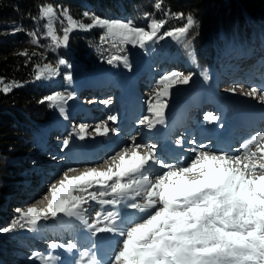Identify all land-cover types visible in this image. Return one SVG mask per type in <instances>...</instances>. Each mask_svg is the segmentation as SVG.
I'll return each mask as SVG.
<instances>
[{
	"label": "snow or ice",
	"instance_id": "1",
	"mask_svg": "<svg viewBox=\"0 0 264 264\" xmlns=\"http://www.w3.org/2000/svg\"><path fill=\"white\" fill-rule=\"evenodd\" d=\"M154 7L159 11L162 5L156 3ZM150 15L144 13V18L148 19ZM164 15H173L186 22L161 32L167 23L164 19H151L145 28L136 26L131 19L106 18L89 12L83 13V18L90 20V23H85L84 19L74 18L69 9H59L58 13L57 8L50 4L39 9V19L46 21L43 25L44 38L50 39L52 46L67 47L72 33L99 28L102 30L100 45L110 43L112 48L118 49L106 62L109 65L122 62L126 67H130L128 57L119 53L127 45L147 49L151 44L171 38L182 43L186 50L191 48L192 39L189 35L198 26L196 18L185 13L165 12ZM32 19L36 21L37 17ZM55 22L61 25L62 35L57 33ZM20 30L21 26H16L12 34ZM26 34L33 37V45L39 46V38L34 31ZM19 55L28 57L25 65L31 60L27 50ZM58 64L66 65L67 62L60 59ZM67 66L72 67L70 64ZM33 71L36 73L35 80H42L55 78L59 69L51 63H45L42 67L40 64L34 65ZM202 75L206 81L209 79L206 72ZM192 76V73L184 75L176 71L160 76L157 84L163 85L162 90L156 93L154 101L152 98L146 101L151 117L143 116L139 124L149 130L165 124V109L168 105L163 98L169 96L174 85L189 84ZM64 79L70 83L72 72H67ZM0 85V92L4 94L24 86L16 80L5 83L3 78H0ZM237 88L243 90L242 85H236L227 91L234 95ZM245 95L264 102V92L256 87H251ZM75 98L74 92L56 91L45 96L41 103L47 101L49 107L58 109L67 119L66 106ZM102 103L110 104L111 101ZM204 119L214 122L219 117L208 112ZM107 120L115 122L117 117L111 115ZM88 127L80 124L78 132L74 129L63 140L62 148L69 146L73 135L84 140ZM94 131L98 136H107L109 132L116 133L117 129H110L105 121L103 125L97 124ZM131 140L129 147L132 150L129 152L126 147L109 157L112 164L104 170L90 167L80 175L71 177L68 172L75 169L65 170L63 178L50 185L51 199L46 208L38 210L27 207L18 210L19 215L11 227L0 231L7 233L17 227L36 231L41 222L50 217L56 220L64 217L69 221H78L93 236L106 233L122 238L110 264H264V174H256L257 170L264 172V146L260 144L264 141V131L256 133L241 145L247 149L255 143L257 152L246 150L233 155L212 151L207 145L192 140L189 143L195 146L187 151L194 155L177 157L175 162L161 157L156 151V144L137 143L134 136ZM177 144L182 147L183 138ZM141 148L147 151L141 153ZM97 187L99 191H89ZM90 201L96 202L101 208L91 221L86 215L88 208L85 207ZM125 203L131 209L143 213L138 221L126 227L118 210H106L107 206L116 209ZM49 246L69 251L78 248L77 243L72 241L66 244L51 241ZM30 258L38 259L40 264H51L52 261L50 255L44 256L38 252H33ZM74 264H101V261L94 251L84 248Z\"/></svg>",
	"mask_w": 264,
	"mask_h": 264
},
{
	"label": "trees",
	"instance_id": "2",
	"mask_svg": "<svg viewBox=\"0 0 264 264\" xmlns=\"http://www.w3.org/2000/svg\"><path fill=\"white\" fill-rule=\"evenodd\" d=\"M156 3L162 5L159 11L154 7ZM49 4L69 9L76 19H84L83 12L89 4L96 15L131 19L145 28L151 19H164L167 23L161 32L186 22L173 15L165 16V12L192 14L198 26L189 35L191 48L198 60L210 67L216 60H226L238 51L249 52L264 43V0H0V78L5 83L16 80L24 85L8 94L0 92V229L11 227L18 216L14 196L19 197L31 178L47 131L58 123L49 103H41L58 85L52 88L54 84L49 81L35 80L34 65L51 63L61 67L58 61L64 59L67 64L63 67L75 63L80 71H91L113 54L108 43L100 45L99 28L72 33L67 47L52 46L50 39L44 38L46 21L39 19L40 7ZM144 13L151 15L145 19ZM11 22L20 23L24 31L9 36L5 32ZM57 30L62 35L61 26ZM30 31L36 33L39 46L31 43L33 37L26 34ZM25 45L31 56L27 65L28 57L19 55ZM176 45L171 43L168 50L172 52ZM31 237L27 229L19 227L7 233L0 231L1 263L18 264L29 252Z\"/></svg>",
	"mask_w": 264,
	"mask_h": 264
},
{
	"label": "rangeland",
	"instance_id": "3",
	"mask_svg": "<svg viewBox=\"0 0 264 264\" xmlns=\"http://www.w3.org/2000/svg\"><path fill=\"white\" fill-rule=\"evenodd\" d=\"M57 12L59 13V9H57ZM106 18H114V17L106 16ZM60 19H63V17H60ZM6 26H7L6 27L7 30L5 33H7L9 36L17 35L20 32L24 31L23 26L18 22L7 23ZM16 26H21V30L17 31L16 34H12V29L15 28ZM54 26L60 27L61 25L58 22H55ZM138 27H142V26H138ZM171 43L177 44L172 52L168 50L171 47L169 46ZM181 44L182 43L174 41L171 38H165L162 41H158L154 44H151V46L147 49H141L139 46L127 45L125 46L124 51L120 52L119 54L126 55L128 57L130 67L124 66L122 62L109 65L106 62L107 61L106 60L102 63L100 67H97L92 71H85V70L80 71L81 68L77 67V65L73 63L71 68H68L67 66L63 67V65H61V67H58L59 72L58 74L55 75V78L43 79L44 81H49V83L54 84L52 88H55V86L60 84L58 89L52 91L51 93L56 91H60V92L71 91L76 94V98L72 101H69L66 106V112L68 117L67 119H65L64 116H62L59 113L58 109L52 107L56 115V118H58L59 120V123L54 130H61L62 135L65 136L63 138L64 140L65 138L69 137V133H72L74 129L76 132H78L80 124H86L89 126L88 133L86 136H90L92 140L89 141L88 138H85L84 140H80L78 136L73 135L70 139L69 146L66 149H63L62 135L60 137H57L56 139H51L46 137L41 145V151H40V156H38L37 165L35 166V168L31 170L30 177L32 179L29 178L28 179L29 184H27V188H29L30 180H33L35 186L41 184L42 186L40 187V189L42 188L41 194L45 192L44 193L45 196L43 195L45 198L37 199L36 197H33L32 200L37 199L38 201L36 200L33 202V205H30V203H26L27 201L30 200L29 199L30 196H27L28 200L25 199V195L23 196V198H21L22 194L24 193V189H22L20 198L14 196L15 201H17L18 203L12 201L14 202V204L16 203L15 207L18 208L17 210H25L27 207H36V209L39 210L47 207L48 202L51 199V195L49 192L50 185L52 183H58L59 179L63 178L64 172L59 178H56L54 176L55 173H57L60 170L58 166H60V164L62 163L64 165H73V164L79 166L82 165L79 164V162L82 161V158L86 156L85 152L84 153L82 152V155L80 157L73 158V160H70L69 158H67V156L65 157L66 154H71V152L72 154H74L75 152L77 153L76 151L77 145L82 147V149L83 148L85 149V148H90L92 145L95 146L97 145V143L100 145V143H102L101 141H103V143L106 144L110 142V139L98 137L94 131V128L97 124L103 125L105 121L104 120L100 121L99 119L100 116L99 117L96 116L92 118L91 115L89 116L88 113L92 112L91 114H93L95 111H100V112L103 111L104 113H106L108 117L111 115H115L117 117V120L115 122L112 121L113 122V124L111 123L112 125L119 124L123 119H125L124 117L127 114V118H128L127 120L131 124L129 127L130 129H132L134 126L139 125V120L147 112L146 101H148L149 98H152L154 101L156 93L162 90L163 85L157 84V81L160 78V76L172 71L181 72L184 75H188L189 73H192L193 76L189 84L174 85L170 89L169 96L163 98L167 101V105H168L167 108L165 109V117L171 122L175 114L177 115L182 114L181 110L183 109L185 110V113L188 114V111L191 110H188L187 108H191L193 105L194 106L198 105L201 100H208V101L210 100L214 104H221V101L222 102H225L226 100L228 101L229 99L227 95H225L226 96L225 97V96H220V94L226 92L227 89L229 88L239 85L236 83H241L240 82V80H242L241 78H255L264 74V72H261V74H257L260 71V69L264 66V55H262L261 57L243 60L241 62L239 60H234V59H231L233 61L228 62L227 60L230 58L229 57L226 60L221 59L222 62L215 61V63L210 67L198 60L192 48L186 50L184 47H182ZM108 46L113 51V54H115L118 51L117 48H112L110 43H108ZM27 49L30 48L27 47V45H25L23 48H21V51L23 52L24 50ZM237 64L239 66L236 67V70H234L232 74L228 72L229 68L230 69L235 68ZM255 64L256 67L252 68L254 75H252V77L250 76L243 77L245 71L248 72L250 67L255 66ZM242 67H245V69H243ZM69 71L72 72L73 74V79L70 83L64 79L65 74ZM204 72H206L209 77L207 81L203 78L202 73ZM60 73H61V79L59 80L60 83L58 84L54 80H57ZM219 80L221 82H219ZM230 81H234V82H232L229 86L227 84ZM257 81L261 84L260 85L258 83L259 88H264V82H261L259 79L253 80L251 81V83L253 84L254 82ZM136 83H137V87H136ZM140 85H143V88L145 89L147 88L148 90H150L149 93L143 90V88H141ZM242 86L244 90L245 85ZM92 91H94L95 94L93 95L89 94ZM100 91L103 92L98 93ZM236 93L241 94V88H237ZM91 96H94V98L95 97H99V98L94 99L91 98ZM106 96H108L107 101H111V103L108 105L102 103V101H106V99L102 100L100 98ZM128 98H130V101L125 102ZM252 102L256 103V105L260 103V101L256 99H253ZM231 103H233V105L229 103L228 106L231 109L228 111V113H226L225 116L215 114V112L217 111L214 108H210L209 112L219 117L220 121L218 124L225 125L227 123V120H229V118L231 117V116L229 117L231 112L233 113L234 111H236V109L233 110V107H231V106H235V103L234 102ZM94 105L95 106L103 105L104 108L102 107V109L93 110L92 107ZM194 106L193 109H195ZM209 107H212V104L210 103L206 104L204 109H207ZM249 108L251 110V108L253 107H249ZM83 109L84 110L86 109L85 112H83L84 111ZM223 110H226V108H224ZM194 112L199 113L198 110H195ZM206 113H208V110L201 111L199 113L200 115L198 116V118L201 120H205L204 116ZM261 113H263V111ZM249 117L251 120V116ZM207 122L208 121L205 120L204 122H202V124H207ZM216 122L217 121L210 122V125L213 126ZM107 123H109L108 120ZM260 125H263V127H261V129H263L264 120L261 122ZM251 131H253V128L249 130V132ZM118 136L120 137V139H124L123 141H125L126 139L125 134L123 135L119 134ZM146 140H148V138L141 139V141L143 142ZM78 141L83 143L79 144ZM154 141H156V139H154ZM263 143L264 141L260 142L261 146ZM235 145L236 144H234L232 147H235ZM251 146L253 145L251 144L249 148H251ZM255 147L257 148V146ZM114 148L117 150L119 147H112L111 148L112 152L116 151V150L113 151ZM104 149L105 148H102V150ZM219 149L221 150L224 149V146L223 145L219 146ZM144 150L147 149L142 148L141 153H143ZM248 150L249 149H247V151ZM229 153L235 155L236 151L234 150V152H231V150H229ZM89 154L91 156H95L94 152H92V149L90 150ZM96 155L98 156V154ZM104 159L105 158L101 159L102 162L106 160ZM93 160L97 161L96 159ZM93 160L89 161V163H92ZM111 162H108L107 164L105 163L102 164L104 167L107 168L109 165H111ZM93 167L99 169L97 165ZM83 168H90V167L84 166L81 169L73 168L75 169V171L73 172L71 171L69 173L72 174L78 170L83 171L82 170ZM258 171H259V175L264 174V172H261L260 170ZM71 174L69 175L70 177L72 176ZM92 190L99 191L100 189L97 187L94 189H90L89 191ZM90 204L96 205L97 203L90 201ZM94 208L95 206H91L90 207L91 211H94ZM100 210L98 209V211ZM106 210L107 211L118 210L119 212H122L123 213L122 218L125 217V219H123L124 224H126L127 226H130L131 223L138 221L143 215V213L139 212L138 210L133 209L132 211L130 207L126 206V203L118 205L116 209L107 206ZM9 211L10 210L7 208V212ZM17 215H19L18 211H17ZM24 229H27V231L30 232V235L32 236L31 237L32 245L30 244L31 247L29 249V252L23 255V257L20 259V262L18 264H40V261L38 259L33 260L30 258L33 252L41 253L44 256L50 255L52 257L51 264H74L75 260L79 256L80 251H83L84 248H88L91 251H94L99 258L101 253L99 247L104 246V243H107V242H103V235L105 236L106 233H98L97 235L98 238H95L85 227H82L81 224H78L74 221H69L67 218L64 217H62L60 220H56L50 217L48 220L41 222L39 228L36 231H31L27 227H25ZM107 237H108L107 239L109 240L115 238L116 244L118 242H121L122 240L121 237L112 234H108ZM51 241H55L59 244H66L67 242L72 241L77 243L78 248L76 250H71V251L65 248L52 249L49 246ZM119 247H120V243L117 247H115L112 250L111 253L113 254L115 250L116 251L119 250ZM112 254L111 255L108 254L109 259L110 257L113 258ZM109 259L107 258V255H104L102 256L100 261H102L103 264H110Z\"/></svg>",
	"mask_w": 264,
	"mask_h": 264
},
{
	"label": "bare ground",
	"instance_id": "4",
	"mask_svg": "<svg viewBox=\"0 0 264 264\" xmlns=\"http://www.w3.org/2000/svg\"><path fill=\"white\" fill-rule=\"evenodd\" d=\"M262 55H264V54H262ZM261 55V56H262ZM231 80V79H230ZM219 82H221L220 80H219ZM230 83H232V82H229L228 84H230ZM227 84V85H228ZM236 85V84H235ZM230 86V85H229ZM251 87H247V86H245V88H244V90H241V94H230L228 91H226V92H224V93H221L220 94V96H225V95H227V97H228V101L226 100L225 102H222L221 101V104H219L220 106H221V108H222V111H223V113H221V115L222 116H225L226 115V113H228V111L227 110H230L231 108H229V103L231 104V105H233V103H231V102H234L235 103V106H231V107H233V110L234 109H236V111H234L233 113L231 112V114L229 115V120H227V123L225 124V125H220V124H218L217 126H219V128L218 127H216L217 129H220V130H225L228 126H230V123L232 124V126H231V128L229 129L230 130V132H229V136L230 137H232V138H235L236 136H238V135H241V134H244V132L245 131H247L249 128H261V127H263V125H260L261 124V122L264 120V102H260L258 105H256V103H254V102H252V100L254 99H252V97H249V96H246L245 95V93H247L248 92V90L250 89ZM258 90H260L261 92H264V89H260V88H258V87H256ZM259 94V93H258ZM226 97V96H225ZM133 98V97H132ZM108 98H106V100H107ZM135 99V98H134ZM226 99V98H225ZM256 100H258V99H256ZM128 101H130V98H128L125 102H128ZM202 101V103H201V109H203L205 106H206V104H208L209 102L211 103V104H213L210 100H209V102H206V101H208V100H205V101H203V100H201ZM200 101V102H201ZM230 101V102H229ZM259 101V100H258ZM133 102V101H132ZM252 102V103H251ZM227 104V105H226ZM106 105V104H105ZM108 105V104H107ZM190 105V104H189ZM216 104H213V106H215ZM102 107L104 108V106L102 105V106H93L92 107V109L93 110H97V109H102ZM249 107H253V108H256V109H253V108H251V110H250V108ZM106 108V107H105ZM216 108V107H215ZM224 108H226V110H223ZM81 110V109H80ZM84 110V109H83ZM86 110V109H85ZM85 110L83 111V112H85ZM184 110V109H183ZM216 110V109H215ZM87 111H88V109H87ZM91 111V110H90ZM182 111V110H181ZM232 111V110H231ZM263 111V113H261ZM189 112V115L190 114H194V116H197V114H195L196 112H191V111H188ZM92 113V112H91ZM91 113H88L89 114V116L91 115V117L92 118H94V117H96V116H100L99 117V119H100V121H107L106 119H107V115H106V113H104L103 111H95L93 114H91ZM79 114V113H78ZM81 114V113H80ZM84 114V113H83ZM145 115H149V116H151V114L150 113H148V111L145 113ZM145 115H143V116H145ZM182 115H183V113L182 114H179V115H177V114H175L174 115V121L173 122H171V124H173V125H171L169 122V120L166 118V120H165V124H163V125H157L154 129H151V130H148L147 129V127L146 126H142V125H137V126H135L134 127V129L136 130V131H140L141 132V138H145V137H148V136H151V140H153V139H156V143L158 142H161V141H169L170 140V138H171V136L176 132V130H177V126H178V124L180 123V122H182ZM189 115H188V117H189ZM249 116H251V120H250V117ZM261 117H263V118H261ZM143 118V117H142ZM128 119V118H127ZM139 120V119H138ZM225 120V119H224ZM232 122H231V121ZM93 121V120H92ZM258 122H260V123H258ZM225 123V122H224ZM104 124V123H103ZM107 126L109 127L110 126V129L111 128H116L117 129V132L116 133H112V132H109V134L107 135V136H98V137H102V138H106V139H110V142H108L107 144L109 145V148H112V147H120L121 146V143L123 142V140L122 139H120V137L118 136L120 133H121V131L122 130H125L126 128H127V124L126 123H123V124H121V126H117V125H112L111 124V122L109 121V123H107ZM186 128H188L189 130L191 129V125H190V128L187 126V127H185V129ZM239 128H244V130H242V132H239ZM217 129L215 130V131H213V130H211V131H208V132H204V130H202V129H199V130H196V129H194L193 130V134L195 135V136H193V138H195V137H198V138H201V136H203V135H208V136H216V142H215V145H220L221 144V141H218L217 140V137H218V133L219 132H216L217 131ZM189 130H187V131H189ZM219 130V131H220ZM187 131H185V133L187 132ZM261 131H264V129H260V131H255V132H250L249 133V138H252V137H254L255 136V134L256 133H258V132H261ZM178 134H180V133H178ZM130 135V134H129ZM134 135H130L129 137V142L127 143V145H126V147L127 148H129V152L132 150L131 149V147H129L131 144H132V140H131V137H133ZM97 137V138H98ZM135 137V136H134ZM137 137H138V135H136V139H137ZM86 138H88V140L89 141H91L92 140V138L90 137V136H86ZM185 139H187V138H185ZM213 138H211V139H209V140H212ZM105 140V139H104ZM176 140V139H175ZM79 142V144L80 143H83V142H80V141H78ZM203 143H205V145H208V146H212L214 143L213 142H203ZM189 144H191V143H189ZM169 145V144H168ZM192 145V146H191ZM190 146H188L189 148H191V147H194L193 146V144H191ZM253 146H251V148H248L249 150L248 151H250V152H257V148L255 147L256 146V144L255 143H253L252 144ZM262 146H264V143L262 144ZM250 147V146H249ZM170 147H165L164 149H158L157 150V152H158V154L161 156V157H164V158H167V160H172V159H176L177 157H179V155L175 152V151H173L171 148L169 149ZM122 149H124V148H118L117 150L114 148L113 149V151H115V152H112V153H108V154H110V156L109 157H111V156H113L114 154H116V153H118V152H120ZM188 149V148H187ZM83 149H82V147H80V146H78L77 145V154H80V152L82 151ZM232 150H235V148L233 149H231V152H232ZM238 150H241V148L240 147H237V150L236 151H238ZM100 151H104V150H102V148L101 147H99V148H97V150H92V152H94V155L95 156H92V159H88L86 162H89V161H91V160H93V159H96V157H97V155L96 154H98V152H100ZM140 152H141V150H139ZM147 150H144L143 151V153L144 152H146ZM245 150H243V152H244ZM241 153V152H240ZM239 153V154H240ZM236 155V154H235ZM86 157V156H85ZM109 157L108 158H106V160L107 161H109V162H111V160L109 159ZM258 158H259V154L257 155V157H256V159L258 160ZM172 161H176V160H172ZM92 162H95L94 164H96L99 168L101 167V168H103L104 166H103V164L101 163L102 162V160H100V162L99 163H97V161H92ZM94 164H92V163H90V164H82L81 166H79V165H75V166H73V165H64L63 163L62 164H60V166H58L59 168H60V170L57 172V174L55 175L57 178H59V177H61V175L63 174V172H65V170H67V169H69V167H71V168H75V169H81L82 167H93V165ZM111 164H112V162H111ZM88 168H83L82 170L84 171H86ZM57 171V170H56ZM75 173H77V174H75ZM70 173H68V175H69ZM81 174V171L80 170H78V171H76V172H74L73 173V175L74 176H77V175H80ZM256 174L257 175H259V171L257 170V172H256ZM37 197H39V199H41V197L40 196H37ZM38 199V198H37ZM37 199H33V200H29V201H27L26 203H30V205H33V202L34 201H36ZM38 201V200H37ZM34 206H36V205H34ZM41 206V205H40ZM38 207V206H37ZM36 208V207H35ZM44 208V207H43ZM122 212H120V215H121V217H122ZM123 219H125V217H123ZM108 234H106L105 236L103 235V242H107V243H110V244H116V242H115V238H113L112 240H109V239H107L108 237ZM119 245V244H118ZM100 249L99 250H101L100 252L102 253L103 252V254H109V253H107V248H105V247H103V246H100L99 247ZM104 256V255H103ZM110 259H111V257H110ZM101 264H103V262L101 261Z\"/></svg>",
	"mask_w": 264,
	"mask_h": 264
}]
</instances>
